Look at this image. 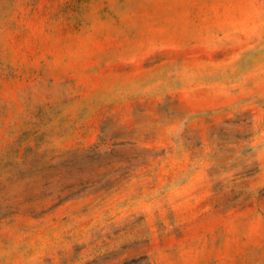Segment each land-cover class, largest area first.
I'll return each instance as SVG.
<instances>
[{
    "label": "rangeland",
    "instance_id": "obj_1",
    "mask_svg": "<svg viewBox=\"0 0 264 264\" xmlns=\"http://www.w3.org/2000/svg\"><path fill=\"white\" fill-rule=\"evenodd\" d=\"M0 264H264V0H0Z\"/></svg>",
    "mask_w": 264,
    "mask_h": 264
}]
</instances>
